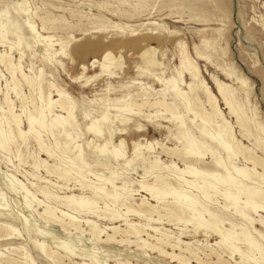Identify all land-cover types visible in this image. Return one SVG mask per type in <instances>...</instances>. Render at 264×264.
<instances>
[{"label":"rangeland","instance_id":"1","mask_svg":"<svg viewBox=\"0 0 264 264\" xmlns=\"http://www.w3.org/2000/svg\"><path fill=\"white\" fill-rule=\"evenodd\" d=\"M26 10L29 11L23 13ZM0 17L3 22L0 21V27L4 25V29L0 28L2 30L0 31V54L5 53L10 56L11 61L13 60L12 63L16 71L14 75L17 81L16 87H13L9 71L0 62L2 64L0 65V114H3L0 115V127L6 136H8V127L16 128L14 122L10 121L11 113H13L18 115L21 121V130L26 131L23 135V137L25 136L24 139L22 137L7 140L6 143L9 142L7 143L9 146L0 148V223H9V226L14 227H11L12 230L8 229V231L0 228V232H3L0 233V235L2 234L0 236V264H4L2 260L8 256L22 261L24 254H28V259L30 258L32 261L31 264H76L83 261L85 263L90 261L93 263L94 261L93 264H117L120 261H128L130 264H181L159 255L156 249L144 247L142 242H133L132 239H130L132 242L126 241L121 244L118 242L105 243L102 240H97L89 230L90 225L84 223L85 220H90L94 225L96 224V227L98 226L97 230L101 231L100 239H103L105 233H110V223L114 222V224L123 227L125 218L128 222H135L141 226L145 224V228H148V225L157 227L163 233H170L169 235L174 238L180 237L183 242H191V248L194 251L196 250L195 252L204 261V264H237L240 261L237 253L230 255L223 252L215 244L216 241L220 240L218 234L210 230L205 231L204 228H199L194 233L193 226L189 223L185 224L183 221L174 219L166 221L163 210L158 207L162 205L161 200L151 199L149 194L146 195L145 191L139 189V184L142 181L148 185L152 184L154 182L153 176L156 173L170 174L168 181L174 186L175 182L172 177L176 173H173V168L172 170H166L163 166L174 162L177 168H183L184 163L176 155H168L162 150V146L180 147L173 137L175 133V125L173 124H176L177 120L171 119L170 113L160 109V107H150L146 104L136 106V104L138 105L146 100L152 101L162 98L166 102H171L174 95L170 89V84L166 83V80L173 78L178 82L177 85L181 91L191 99V104L193 102L192 95L196 93L201 106L205 110H209L202 86L198 80L197 82L196 80L191 81V77L189 78V74L180 64V45H183L187 56L195 62L200 80L216 98L217 106L222 113V117L230 124L235 140L251 148L250 142L241 135L234 115L228 111L218 95L216 84L212 78L222 82L235 92L236 100L242 104L244 113L250 119H253L251 123L253 121L254 123L264 121V0H0ZM9 22L11 23L9 24ZM31 24L34 25L31 26ZM29 30L33 31L30 32ZM33 33H36L38 40ZM1 35H4L5 38ZM148 47L155 48L156 52L158 51L156 58L159 59H156L155 64H146L141 55L142 51H145ZM107 51L118 61H114L116 64L113 61H111L113 64L107 61L106 66L108 65V67L104 68L101 61ZM196 52H199L201 56L197 55ZM234 73L246 78L248 81H246V86L234 80V77L231 76V74L234 76ZM22 75H25V77ZM26 79L32 81V85H29ZM8 81L11 82L8 83ZM190 82L195 84L193 90H190L187 86ZM59 92H62L70 100V104L72 103V111H74L72 112V122H75L72 124L66 123L67 125L64 123L62 125L64 126L63 129L61 125H56L55 130L52 127L51 131L47 127L49 124L44 125L45 128H43L44 126L39 128L35 125L33 127L35 131L29 129L25 114L34 107L43 110L45 108V112L42 111L44 124L50 123V119H53L52 121L56 123L66 116L64 112H60L61 110L57 104H53L54 107L50 104L52 109L50 107L49 109L46 108L50 98V102L59 98ZM46 95L50 96L47 97ZM39 96L43 100H40ZM5 98L8 100L9 106H12H10L11 112L6 109ZM184 102L180 98L175 100V111L184 115V118L182 117L184 124L190 128L189 131L198 136L199 133L194 130L193 123H200V119L199 117H195V119L193 112L186 111L187 108H185L186 104ZM53 113L55 114L54 117ZM55 116H59V118ZM101 116L105 118H101ZM191 119H194L193 123L189 121ZM7 120L10 121L11 125H7ZM171 120H173V123ZM91 123L94 128L95 126L98 127L99 134H96L93 129L89 131L88 127ZM2 124L4 125L2 126ZM73 124H77V127H74ZM205 124L211 130V126ZM73 128L78 130H75L77 133ZM61 130H64L63 133ZM65 134L68 135L67 139ZM77 137L79 139H74ZM141 138L144 141L140 140ZM120 140L123 143H120ZM205 140L219 151V157L224 160L226 154L216 142L213 140L210 142L207 138ZM133 142H141L137 151L140 155H136L134 152ZM39 143L44 144L46 146L43 145L44 148L51 150V157L43 152L44 150L39 147ZM6 147L9 148L5 150ZM98 149H101V152ZM109 150L111 151L108 152ZM112 150L116 154L121 153V157L117 154L113 158ZM254 152L262 157L259 150L255 149ZM78 153L86 164L83 161L81 162V159H76L78 165L82 166L83 176L85 174L80 180L82 183L84 181L86 186L89 185L90 190L87 187L80 189V182H77L78 179L74 178V173L71 174L67 182L52 174H46L47 172L41 162L45 160L50 168L62 169L68 167L71 164L70 160L74 161L72 158H75ZM99 153L101 154L99 155ZM205 154L200 163L192 164L195 169L202 171L203 176L201 174H199V177L198 175L196 177L186 176L187 179H196L198 185H207V182L211 180L209 174L218 170L217 168L212 169L208 165L211 162V155L209 152ZM156 157V161L160 165L158 164L159 166L152 169L150 166ZM76 160L74 161L75 164H71L73 172H76ZM235 164L240 166L242 160H235ZM161 167L162 169L158 170ZM256 171L261 170L257 167ZM107 177H111L116 186L121 185L122 182L125 183L126 190L125 192H119L121 194H126L127 191V193H133L132 195L135 198L149 197L148 202L158 205L160 214L152 213L150 221L147 220V217L139 218L132 215L133 213H125L126 205H120V201L112 202L105 196L102 197L103 200L101 198V200L98 199L94 203L96 204L95 207L92 204L89 208L90 210L98 209L97 212L99 213H92L87 208H80L82 213L77 205V207L64 205V200H62L64 195L71 193L91 195L92 186L105 185V188L111 191L113 187L105 179ZM201 177L206 179L203 178L202 180ZM44 179L46 182L41 181H44ZM205 180L207 182L204 183ZM50 182L51 185L48 184ZM53 184H55L54 187ZM218 185L220 188L218 186V189L215 185L216 189L224 190L222 188L224 185ZM128 188L130 192H128ZM41 190L50 191V196L44 197L45 195L43 196ZM138 190L139 192H137ZM193 192L197 193V191ZM24 194L27 199L23 196ZM169 195L165 196L164 200L171 201L172 195ZM217 196H214L216 199L212 197V200L209 201L211 207L210 203L207 202L209 209L216 213L220 219H223V228H230V221H232L235 225L233 230L238 233L243 224L246 226L249 224L248 221L236 214L233 208L230 207L229 210L222 208L223 197ZM240 199L243 201L244 197L241 196ZM27 200L32 202H27ZM48 205L55 208V210L57 209L55 214L58 216H60V211L75 216L77 220L79 219L81 229L62 231L56 224L54 226V224H47L44 220L42 221L38 212H41L40 209ZM132 207L135 208L136 204H133ZM115 212L117 213L115 214ZM119 213L124 217L123 219ZM108 214L119 215V219L117 217L115 220H109ZM249 215L255 221L247 227L253 237L261 242L263 248L264 238H262L263 240L259 238L256 232L259 231L264 234V225L257 223L256 219L259 218V215L264 217V213L261 211L257 213L250 212ZM103 217L106 219H103ZM114 237L118 239L119 234H114ZM142 238L150 244L155 243L151 237L143 235ZM232 241L234 246L239 247L241 251H247L245 252L247 256L258 258V253L252 249L253 252L250 249L248 250L244 242L235 239H232ZM41 242L49 250L51 249L50 251L54 252L55 255H58L55 257H60L59 262L40 253L41 250L38 245ZM62 245H69V248L72 249L71 252L66 253L61 247ZM209 246L214 249L212 253H210ZM164 249L170 251L169 247H164ZM216 254L220 255L218 260ZM111 255L112 257H110ZM261 263L264 264V261H261ZM190 264H196V262L190 260ZM243 264L251 263L245 261Z\"/></svg>","mask_w":264,"mask_h":264},{"label":"bare ground","instance_id":"2","mask_svg":"<svg viewBox=\"0 0 264 264\" xmlns=\"http://www.w3.org/2000/svg\"><path fill=\"white\" fill-rule=\"evenodd\" d=\"M25 3V2H24ZM26 4V3H25ZM17 6V5H16ZM21 6V5H20ZM24 6V5H22ZM28 6V5H27ZM18 8V7H17ZM21 8V7H20ZM21 10V9H20ZM29 11V10H28ZM27 10L23 13L28 12ZM22 14V13H21ZM29 14V13H28ZM28 14H25L26 16ZM23 15V14H22ZM4 16V15H2ZM24 16V15H23ZM30 16V14H29ZM25 17V16H24ZM1 18V17H0ZM29 18V17H28ZM1 21V20H0ZM2 22V21H1ZM7 22V20H6ZM29 22V21H28ZM27 22V24H28ZM3 23V22H2ZM11 22H9L10 24ZM15 23V22H14ZM16 24V23H15ZM34 24H31V26H33ZM6 26V24H5ZM17 26V25H16ZM31 26L29 27L31 29ZM2 29H4V25L1 26ZM0 27V28H1ZM11 27V26H10ZM20 27V26H19ZM7 28V27H6ZM2 31V30H0ZM30 32L33 30H29ZM35 31V30H34ZM4 32V30H3ZM8 32V30H7ZM17 32V31H16ZM34 34V33H33ZM36 34V33H35ZM34 34V35H35ZM4 37V35H1ZM37 36V35H35ZM41 38V37H40ZM38 36H37V40H38ZM42 39V38H41ZM45 39V38H44ZM36 40V41H37ZM175 40V39H174ZM46 41V39H45ZM139 41V40H138ZM3 42V41H2ZM10 42V41H9ZM14 42V41H13ZM12 43V42H11ZM10 43V44H11ZM16 44V43H15ZM135 44V43H133ZM143 44V43H142ZM14 45V43H13ZM50 45V44H49ZM93 45V43H92ZM132 45V44H131ZM130 45V46H131ZM21 46V45H20ZM44 46V45H43ZM127 46V45H126ZM135 46V45H134ZM8 47H10L8 45ZM16 47V46H15ZM48 47V46H47ZM12 48V46H11ZM179 48V46H178ZM196 48V47H195ZM180 64L182 65L183 69L189 74V78L191 77V81L198 80V82L200 83V85L202 86V90L203 93L205 94L206 97V102L209 106V110H205L202 106H201V102L199 100V97L196 93H193L192 95V99L193 102L191 104V99L189 97H187V95L181 91L180 87H178L176 80L173 78H170L168 80H166V83L170 84L171 86V90L173 92L174 98L172 99L171 102H166V100L164 98L162 99H154L152 101L150 100H146V101H142V103L140 104H136V106H142V105H148V106H155L156 107H160V109H163L164 111H166L167 113H170V118L173 120H177L176 124L174 123L173 125H175V133L173 134L174 140H176L179 144L180 147L175 146V147H164L162 146V150L164 151V153L166 154H170V155H176L177 158L180 159L181 162H183L184 167L183 168H177L174 162H171V164L165 165L163 166L164 169L168 170H174L173 173H176V175H174V177H172L173 181L175 182V185L173 186L171 184L170 181H168V177H170V174H161V173H156L153 177L154 182L150 185H148L146 182L144 183L143 181L139 184V189L142 191L146 192V195L149 194L151 199H154L156 201L161 200V206H158L160 209L163 210L164 214L163 216L166 217V221H171L172 219L176 220V221H183L185 224L189 223L193 226V232L195 233L197 229L199 228H204L205 231H211L213 233H216L220 236V240L216 241L215 244L218 245L219 249H221L223 252H227L230 255L237 253L239 255V260L237 262V264H243L245 261H250L251 264H259L261 263V261H264V250L262 248L261 242L256 240L252 233L250 232L249 228L247 227L249 224L252 225V223L255 221L254 218L250 217L249 213H257L258 211H261L262 213H264V121L263 122H255L253 121V123H251L250 117H248L243 110V106L241 103H239L235 97V92L233 90H230L228 88V86H226L225 84H223L222 82H219L218 80H216L215 78L213 81L216 84V89L218 92V95L220 96L221 100L223 101L225 107L228 109V111L234 115L235 120L237 125L239 126L241 135L243 136V138H246V140L248 142H250L251 144V148H249L246 145H243L242 143H240L239 141L237 142L234 138V135L232 133L230 124L222 117V113L220 111V109L217 106V100L214 97V95L210 92V90L208 89L207 86H205L203 84V82L200 80L199 78V73H198V69L196 67V65L194 64L195 62H193L192 60H190V58L187 56V54L185 53V50L183 48V45H180ZM10 51V49H9ZM198 51V50H197ZM3 53V52H2ZM22 53V52H21ZM141 53V52H140ZM156 53H158V51L156 52L155 48L152 47H148L145 51L143 50L141 55L144 58V61L146 64H155L156 59H159L158 57L156 58ZM197 55L201 54L199 52H196ZM195 53V55H196ZM140 55V56H141ZM196 55V56H197ZM23 56V54H22ZM199 57V56H198ZM204 58V57H202ZM94 60V59H93ZM161 60V59H160ZM13 61V60H12ZM11 58L9 55L3 53L0 54V62L4 65V68L7 69V71H9L10 75H11V79H12V83H13V87H16L17 85V81H16V77L14 75L15 71V66L12 63ZM21 61V60H20ZM107 61L111 63V61H118V59H115L112 57L111 53L109 51L105 52L103 57H102V61H101V65L104 68H107L108 65L106 66ZM159 61V60H157ZM95 62V61H94ZM93 62V63H94ZM90 63V62H89ZM111 63V64H113ZM0 64V65H2ZM116 64V63H114ZM158 65V64H157ZM101 66V67H102ZM106 66V67H105ZM151 66V65H150ZM152 67V66H151ZM180 67V66H179ZM20 68V67H19ZM160 68V67H159ZM84 69V68H83ZM41 71V70H39ZM149 71V70H148ZM181 71V70H180ZM225 72V71H224ZM41 74V72H39ZM38 73V74H39ZM186 73V74H187ZM226 73V72H225ZM180 74V73H179ZM227 74V73H226ZM225 74V75H226ZM181 75V74H180ZM23 76V75H22ZM182 76V75H181ZM213 76V75H212ZM227 76V75H226ZM232 77H234V80H237L241 85L246 86V83L248 82L246 80V78L244 76H240V75H235L234 76L231 74ZM25 77V75L23 76ZM39 77V76H38ZM229 77V74H228ZM231 77V78H232ZM21 78V77H20ZM29 78V77H28ZM33 78V77H32ZM162 79V78H161ZM179 79L181 80V78L179 77ZM27 80V79H26ZM33 80V79H32ZM164 80V79H163ZM39 81V80H38ZM247 81V82H246ZM11 82V81H10ZM8 81V83H10ZM182 82V81H181ZM5 83V82H4ZM27 83L29 85H32V81L27 80ZM34 83V80H33ZM164 83V82H163ZM183 83V82H182ZM7 84V82H6ZM35 84V83H34ZM38 84V83H37ZM181 84V83H179ZM214 84V85H215ZM12 85V84H11ZM40 85V84H39ZM164 85V84H163ZM34 86V85H33ZM168 86V85H167ZM188 88L190 90H193V87H195L194 82H190L188 83ZM186 86V87H187ZM8 87V86H7ZM36 87V85H35ZM165 87V86H164ZM240 87V86H239ZM30 88H32L30 86ZM37 88V87H36ZM187 88V89H188ZM244 88V87H242ZM252 88V87H251ZM10 89V88H9ZM13 89V88H12ZM15 89V88H14ZM199 89V88H198ZM233 89V88H232ZM245 89V88H244ZM5 90V89H4ZM162 90V89H161ZM197 90V89H196ZM15 91V90H14ZM18 91V90H16ZM60 91V90H59ZM198 91V90H197ZM19 92V91H18ZM200 92V90H199ZM16 93V92H15ZM187 93V91H186ZM5 94V93H4ZM18 94V93H17ZM16 94V95H17ZM192 94V93H191ZM20 95V94H19ZM58 95V94H57ZM47 97H49L48 95H46ZM20 97V96H18ZM46 97V98H47ZM69 97V96H68ZM39 98H41L39 96ZM170 98V96H169ZM182 99L183 102L186 104L185 108L186 111H191L194 113V118L195 117H199L200 119V123H195L194 119H191L189 121H191L194 124V130H197V133H199L198 136H196L193 132L189 131V127H187L183 120L182 117L184 116L183 114L177 113L175 111V100L177 99ZM8 99V98H7ZM51 99V98H50ZM50 99L48 101V104L46 102V108L49 109L50 104H52L51 106H53V104H57L58 108L61 110L60 112H64L66 116L62 117L61 121H57L56 123L54 121H52L53 119H50L48 116V119H50L49 121H51L50 123H46L44 124V119H43V115H42V111L44 110L41 108H36L34 107L32 110H30L29 112H26V124L29 126V129H34L33 127L36 125L39 128L43 127L44 125L49 124V126L47 125V127H49L50 131L53 130L54 127L56 125H63L64 123L66 124H72L75 121L72 122V109L73 106L70 104V100H68V98L62 93L59 92V98L50 102ZM40 100H43L42 98ZM239 100V99H238ZM6 109L8 112H11V108L9 106V102L8 100H6ZM240 101V100H239ZM245 102V101H244ZM40 103V102H39ZM183 103V104H184ZM5 104V103H4ZM11 104V103H10ZM182 104V103H181ZM37 105V104H36ZM42 105V104H41ZM75 106V105H74ZM132 106V105H131ZM134 106V105H133ZM12 107V106H11ZM54 107V106H53ZM205 107V106H204ZM43 108V107H42ZM52 109V107H50ZM55 109V108H54ZM29 110V109H28ZM6 111V112H7ZM27 111V110H26ZM51 111V110H50ZM127 111V110H126ZM129 111V110H128ZM159 111V110H158ZM188 111V112H189ZM4 112V111H3ZM2 112V113H3ZM45 112V111H44ZM47 112V111H46ZM1 113V112H0ZM24 113V112H23ZM160 113V112H158ZM186 113V112H185ZM192 113V114H193ZM48 114V113H47ZM3 115V114H0ZM9 115V114H8ZM54 113H53V117H54ZM57 115V114H56ZM75 115V114H74ZM73 115V116H74ZM116 115V114H115ZM152 116V114H150ZM150 115H148L150 117ZM155 115V114H154ZM187 115V114H186ZM45 116V113H44ZM10 117V116H9ZM51 117V115H50ZM52 117V118H53ZM56 117V116H55ZM61 117V116H60ZM87 117V116H86ZM153 117V116H152ZM254 117V116H253ZM45 118V117H44ZM56 118H59L56 117ZM101 118H105L104 116H101ZM184 118V117H183ZM8 119V117H7ZM46 119V118H45ZM55 119V118H54ZM121 119V118H120ZM126 119V118H124ZM169 119V118H168ZM196 119V118H195ZM3 120V119H1ZM102 120V119H101ZM100 120V121H101ZM108 120V118H107ZM110 120V119H109ZM128 120V119H126ZM125 120V121H126ZM171 120V122L173 121ZM255 120V119H254ZM5 121V120H3ZM11 122H14V126L16 127L15 129H13L12 127H8V136H6V134L4 135L1 127H0V148H5V146H9V142L6 143L7 140H14L16 138H22L24 133L26 131H22L20 128V120L18 118V115L11 113ZM10 121L7 120V125L10 124ZM48 121V120H47ZM2 122V121H1ZM92 122V121H91ZM96 122V121H95ZM127 122V121H126ZM6 123V122H5ZM93 123V122H92ZM90 124V126L88 127L89 131L93 129V131L96 134H99L100 131L98 130V127L95 128L93 127V124ZM119 123V122H118ZM173 123V122H172ZM209 124L211 126V130H209L206 127V124ZM66 124V125H67ZM192 124V125H193ZM4 124H2L3 126ZM11 125V124H10ZM74 127H77L75 124H73ZM191 126V125H190ZM27 127V126H26ZM57 127V126H56ZM60 127V126H58ZM101 127V126H100ZM3 128V127H2ZM45 128V126L43 127ZM62 129L64 128V126L61 127ZM87 128V127H86ZM102 128V127H101ZM7 129V128H5ZM28 129V128H27ZM28 129V131H29ZM48 129V128H46ZM43 129V130H46ZM48 129V130H49ZM70 129V128H69ZM74 129V128H73ZM87 129V130H88ZM65 130V129H64ZM63 130V131H64ZM72 130V129H71ZM77 130L76 128L74 129V131ZM120 130V129H119ZM35 131V129H34ZM41 131V130H40ZM62 131V130H61ZM62 131V133H63ZM73 131V133H74ZM78 131V130H77ZM77 131H75L77 133ZM80 131V129H79ZM122 131V130H121ZM48 132V131H47ZM93 132V133H94ZM172 132V131H171ZM6 133V132H5ZM28 133V132H27ZM26 133V134H27ZM31 133V132H30ZM41 133V132H40ZM50 133V132H49ZM70 133V132H69ZM72 133V134H73ZM94 133V134H95ZM173 133V132H172ZM43 134V133H42ZM46 134V133H45ZM57 134V133H56ZM81 134V133H80ZM65 138L68 136L67 134H65ZM27 136V135H26ZM36 136V135H35ZM40 136V135H39ZM53 136V135H51ZM60 136V135H59ZM79 137V136H78ZM74 138V139H79V138ZM25 138V136L23 137V139ZM55 139V137H53ZM205 138H207L210 142L211 140L215 141L216 144L225 152L226 156L225 159L222 160L221 157H219V151H217V149L213 148L211 143H208ZM67 139V138H66ZM71 139V138H69ZM68 139V140H69ZM19 140V139H18ZM140 140H143V138H141ZM123 141V139H122ZM120 140V143H123ZM212 141V142H213ZM56 142V141H55ZM12 143V142H11ZM25 143V142H24ZM71 143V142H68ZM157 143V142H156ZM15 144V143H14ZM108 144V143H107ZM143 144V143H142ZM149 144V143H148ZM177 144V143H176ZM39 147L41 149H43L42 151L46 153V155H48L49 157H51V150H48L44 144L39 143L38 144ZM44 145V147H43ZM78 145V144H77ZM124 145V144H123ZM122 145V146H123ZM141 145V142L132 143V147L134 152L136 153V155H140L139 153H137V151L139 150V147ZM66 146V145H64ZM103 146V145H102ZM119 146V145H118ZM121 146V147H122ZM63 147V146H62ZM68 147V146H67ZM101 147V146H100ZM105 147V146H104ZM146 147V146H145ZM6 147L5 150H7ZM50 148V147H48ZM66 149V147H64ZM77 148V146H76ZM95 148H97L95 146ZM149 148V147H148ZM73 149V148H72ZM75 149V148H74ZM78 149V148H77ZM107 149V148H105ZM118 149V147H117ZM141 149V148H140ZM253 149V150H252ZM257 149L262 153V157L256 155V153L254 152V150ZM99 150V149H98ZM108 150V149H107ZM121 150V149H120ZM119 150V151H120ZM65 151V150H64ZM63 151V152H64ZM72 151V150H71ZM75 151V150H74ZM80 153V149L78 150ZM101 152V149L99 150ZM111 150H109L108 152H110ZM117 151V150H116ZM61 152V151H60ZM67 152V151H66ZM103 152V151H102ZM118 152V151H117ZM122 152V151H121ZM161 152V151H160ZM209 152L210 153V157H211V162L208 164L209 166L213 168H217L218 170L213 171L211 174V180H209L207 182V180L204 181L207 182V185L204 184H199L197 183L196 179H187L186 176L190 175L193 177H196L198 175V177L200 176L199 174H202V171H198L197 169H195L193 167V163L196 162H201L202 161V157L204 155H206L205 153ZM73 153V151H72ZM72 153L70 152V154L72 155ZM77 153V152H76ZM77 154L74 159V161L76 159H81L80 158V154ZM107 154V152H105ZM101 153H99L100 155ZM109 154V153H108ZM112 154H113V158H115L117 156V154H121V153H115L112 150ZM123 154V153H122ZM222 154V153H221ZM55 155V154H54ZM118 155V156H119ZM124 155V154H123ZM133 155V154H132ZM61 156V155H60ZM64 156V155H62ZM135 156V155H134ZM18 157V156H17ZM121 157V155H120ZM124 157V156H122ZM138 157V156H137ZM143 157V156H142ZM53 158V157H52ZM119 158V157H117ZM136 158V157H135ZM60 159V158H59ZM67 159V158H65ZM131 159V158H130ZM157 157L155 158V161L152 162V165L150 166L152 169L155 168L156 166H159V162L156 161ZM242 160V164L240 166L235 164V160ZM21 160V159H20ZM37 160V159H36ZM137 160V159H136ZM144 160V159H143ZM204 160V159H203ZM38 161V160H37ZM40 161V160H39ZM67 161V160H66ZM74 161L70 160L71 164H75ZM78 160H76L77 162ZM81 162L84 160H80ZM131 161H133V159H131ZM130 161V162H131ZM42 165L44 166L45 171L47 172L46 174H52L54 176H56L58 179H61L63 181H68L71 177V174L74 173V178L78 179L77 182H80V189L87 187L88 190H90L88 186H86L81 182V178L85 176H83V170L82 166L77 164L76 167V172H73L71 169V164H69V166L65 167V168H50L49 166H47L46 161H41ZM69 162V161H68ZM129 162V164H131ZM148 162V161H147ZM61 163V162H60ZM65 163V162H64ZM128 163V162H127ZM162 163V162H161ZM40 164V163H38ZM62 164V163H61ZM60 164V165H61ZM80 164V162H79ZM85 164V162H84ZM101 164V163H100ZM159 164V165H158ZM164 164V163H162ZM207 164V163H206ZM36 165V164H35ZM41 165V164H40ZM64 165V164H63ZM82 165V163H81ZM86 165V164H85ZM89 165V164H88ZM124 165V164H122ZM250 165V167H249ZM38 166V165H37ZM74 166V165H73ZM125 166V165H124ZM61 167V166H60ZM88 167V166H87ZM149 167V168H150ZM259 167L261 171H256V168ZM86 168V167H85ZM197 168V167H196ZM34 169V168H33ZM88 169V168H86ZM161 168H158V170H161ZM85 170V169H84ZM157 170V169H156ZM157 170V171H158ZM153 171V170H151ZM155 171V170H154ZM156 172V171H155ZM170 172V171H169ZM88 173V172H87ZM148 173V172H147ZM172 173V174H173ZM3 174V173H2ZM116 175V174H114ZM205 175V174H204ZM35 176V175H34ZM97 176V175H96ZM173 176V175H171ZM39 177V176H38ZM37 177V178H38ZM87 177V176H86ZM115 177V176H114ZM129 177V176H128ZM146 177V176H145ZM188 177V176H187ZM192 177V178H193ZM206 177V176H205ZM203 177V178H205ZM36 178V179H37ZM118 178V177H117ZM202 178V177H201ZM202 178V180H203ZM208 178V179H209ZM39 179V178H38ZM72 179V178H71ZM102 179V178H101ZM107 180L108 183L111 184V187H113V189L107 190L105 188V185H97V186H92V191L91 195H76V194H69V195H64L62 198V200H64V205L68 206V207H79L80 208H87V210L89 208H91V205L94 204L98 199L101 200V198L103 196H105L106 198H109L112 202H116V201H120V205L125 206L126 205V210L125 213H133L132 215H136L137 217H147L150 221V219H152L151 215L152 213H157L158 215L160 214L158 211V207L154 204H151L150 202H148V198H146L145 196H141V197H133V193H127L126 194H121L119 192H125L126 188H125V183H121V185H114V180L111 177H107L105 178ZM206 179V178H205ZM99 180V179H98ZM104 180V179H103ZM198 180V178H197ZM40 181V180H39ZM42 182H46L45 179L44 181L41 180ZM86 181V179H85ZM114 181V182H113ZM201 181V179H200ZM128 182V181H127ZM199 182V181H198ZM200 183V182H199ZM202 183V182H201ZM51 185V182L48 183ZM90 184V183H89ZM104 184V183H103ZM106 184V182H105ZM130 184V183H129ZM218 184H222L224 185V190L220 189V186ZM12 185V184H11ZM55 184H53L54 187ZM109 185V184H108ZM128 186V183L126 184ZM215 185H217V188L219 186L218 189H216ZM91 186V185H90ZM110 186V185H109ZM41 187V186H40ZM43 187V186H42ZM12 188V187H11ZM49 188V187H48ZM70 188V187H69ZM189 188V189H188ZM45 189V187H44ZM47 189V188H46ZM86 189V188H85ZM137 189V188H136ZM135 189V190H136ZM119 190V191H117ZM128 192L129 188L127 189ZM48 191V190H47ZM46 190H41L42 194L44 197L46 196H50V191L47 192ZM134 191V190H133ZM193 191H197V193H194ZM30 192V191H29ZM40 192V193H41ZM139 192V190L137 191ZM26 193V192H25ZM21 194V193H20ZM168 194H170L169 196L172 195V199L170 197L171 201L169 200H164L165 196H168ZM199 194V195H198ZM220 195L223 197L224 202L221 204L222 208L224 209H228L231 207L233 208L234 212L236 214H238L242 219L248 221V225H242V227H240V231L238 233L235 232V230H233V228H235V225L232 223V221H230V228H223L222 227V223H223V219H220L218 217V215L216 213H214L213 211H211L208 207V203L209 201L212 200V197ZM27 195V193H26ZM137 195V194H135ZM25 196V194L23 195ZM30 196V195H29ZM56 197H60L58 195H55ZM54 196V197H55ZM122 198H121V197ZM243 196L244 199L243 201H241L240 197ZM1 197V196H0ZM218 197V196H217ZM221 197V199H222ZM25 198L27 199V197L25 196ZM33 198V195H32ZM47 198V197H46ZM52 198V197H50ZM215 198V197H214ZM220 198V197H219ZM58 199V198H57ZM216 199V198H215ZM214 199V200H215ZM3 200V199H2ZM29 200V199H28ZM27 202H32V201H28ZM56 200V199H55ZM103 200V198H102ZM153 200V201H154ZM60 201V199H59ZM107 201V200H106ZM155 201V202H156ZM217 201V200H216ZM3 202V201H2ZM40 202V201H39ZM105 202V199H104ZM109 202V201H108ZM44 203V202H43ZM49 203V202H48ZM157 203V202H156ZM159 203V202H158ZM210 203V202H209ZM2 204V203H1ZM38 204V203H37ZM110 204V203H109ZM112 204V203H111ZM133 204H136V207H132ZM208 204V205H207ZM33 205V204H32ZM31 205V207H32ZM46 205V204H45ZM77 205V206H76ZM106 205V203H105ZM119 205V206H120ZM5 206V204H4ZM108 206V205H107ZM115 206V205H114ZM117 206V205H116ZM220 206V205H219ZM30 207V206H29ZM40 207V206H39ZM95 207V206H94ZM97 207V206H96ZM110 207V206H109ZM210 207H211V203H210ZM215 207H217V205H215ZM107 208V207H106ZM112 208V207H111ZM110 208V209H111ZM221 208V207H220ZM69 209V208H68ZM76 209V208H74ZM105 209V208H104ZM108 209V210H110ZM41 212H38V215L40 216V218L42 219V221L44 220L45 223L47 224H55L57 226H59L60 230L62 231H69L70 229L72 230H77L79 229V219L77 220V218L72 215H70V213H66L63 211H60V216L55 214V208H53L52 206H46L42 209ZM90 210V209H89ZM98 209L94 210H90L92 211V213L97 212ZM107 210V209H106ZM220 210V209H219ZM223 210V209H222ZM30 211V210H29ZM74 211V210H73ZM72 211V212H73ZM81 211V209H80ZM111 211V210H110ZM114 211V210H113ZM221 211V210H220ZM78 212V211H77ZM82 212V211H81ZM103 212V211H102ZM109 212V211H108ZM83 213V212H82ZM87 213V212H85ZM99 213V212H97ZM101 213V212H100ZM117 212H115L116 214ZM31 214V213H30ZM107 214V213H106ZM106 214H104L106 216ZM233 214V212H232ZM231 214V215H232ZM1 215V214H0ZM18 215V214H17ZM119 215L121 216V214L119 213ZM119 215H114V214H108L107 217H109V220H115ZM123 215V212H122ZM3 216V215H2ZM125 216V215H124ZM161 216V215H160ZM78 217V216H77ZM122 219L124 218L123 216H121ZM21 218V217H20ZM159 218V217H158ZM101 219V217H100ZM103 219H106L103 217ZM119 219V217L117 218ZM145 219V218H144ZM15 220V219H14ZM81 220V219H80ZM108 220V219H107ZM127 219L125 218V222L123 224V227H121L120 225H116L114 224V222L110 223L111 225L109 226V230L110 233H105L103 239H100V232L98 231L96 227V224L94 225L93 222H91L90 220H85L84 223L90 225V231L91 234L94 235L97 240H102L103 242H118V243H123L126 241H130V239H132L133 242H142L143 246L145 247H151L152 249H156L157 252L159 253V255H162L164 257L169 258L170 260H175L181 264H190V260H194L196 262V264H204V261L198 257L197 253L191 248V242L189 241H182L180 240V237H172L167 233H163L162 231H160L157 227H153L148 225V228H145V224L144 226H141L139 224H136L135 222H128L126 221ZM146 220V221H147ZM243 220V222H244ZM13 221V220H12ZM158 221V220H156ZM226 221V220H225ZM17 222V221H16ZM29 222V221H28ZM40 222V221H39ZM256 222L259 223L260 225H264V217H262L261 215H259V218L256 219ZM22 223V222H21ZM9 223H0V228L2 229H6L8 231L12 230L11 227L8 225ZM30 224V223H29ZM85 224V225H86ZM113 224V225H112ZM150 224V223H149ZM183 224V225H185ZM31 225V224H30ZM240 225V224H239ZM46 226V225H45ZM52 227V226H51ZM14 228V227H12ZM36 229V228H35ZM50 229V228H49ZM81 229V228H80ZM103 229V228H102ZM27 230V229H26ZM149 230V232H148ZM254 230V229H253ZM251 230V231H253ZM15 231V230H14ZM40 231V230H39ZM106 231V230H105ZM257 231V230H256ZM255 231V232H256ZM2 232V231H1ZM0 232V233H1ZM6 232V231H5ZM4 232V234H5ZM11 232V231H10ZM16 232V231H15ZM80 232V231H79ZM152 232V233H151ZM167 232V231H166ZM3 233V232H2ZM9 233V232H8ZM12 233V232H11ZM3 234V235H4ZM47 234V233H45ZM114 234H119V238L115 239ZM180 234V233H178ZM183 234V233H181ZM257 236L259 238H264V234H262V232L260 233L259 231L256 232ZM2 235V234H1ZM0 235V236H1ZM6 235V234H5ZM9 235V234H8ZM14 235V234H13ZM16 235V234H15ZM52 235V234H51ZM102 235V234H101ZM145 235L147 237H151V239H154L155 243L154 244H150L149 242L146 241V239H143L142 236ZM172 235V234H171ZM85 236V235H84ZM118 236V235H117ZM178 236V235H177ZM12 237V235H11ZM75 237V236H74ZM9 238V237H7ZM13 238V237H12ZM43 238V237H42ZM47 239V238H46ZM50 239V237H49ZM232 239L244 242V244H246V246L248 247V250L250 249V251L255 250L258 253V258H251L249 256H247L245 254V251H241L239 249V247L234 246ZM7 240V239H6ZM57 240V238H56ZM76 240V239H75ZM263 240V239H262ZM60 241V240H59ZM69 241V240H68ZM77 241V240H76ZM130 241V242H132ZM64 242V241H63ZM93 243V242H92ZM239 243V242H238ZM35 244H37V242H35ZM61 244V243H60ZM66 245V242L64 243ZM69 244V243H68ZM198 244V243H197ZM62 245L61 247L65 250V252H71L72 249L69 248L68 246ZM201 245V244H199ZM204 245V244H203ZM202 245V246H203ZM210 245V244H209ZM34 246V245H33ZM36 246V245H35ZM34 246V247H35ZM41 250L40 253H43V255L50 257L51 259H54L56 262L59 260L60 257H55L58 255H55L54 252L50 251L49 248H47L45 246V244L43 242L39 243L38 245ZM112 246V245H111ZM201 246V247H202ZM205 246V245H204ZM9 247V246H8ZM13 247V246H12ZM164 247H169L170 251H167L164 249ZM199 247V246H198ZM207 247V246H206ZM217 247V248H218ZM14 248H16L14 246ZM204 248V247H203ZM18 249V248H17ZM36 249V248H35ZM58 249V248H57ZM210 253H212L214 251L213 248H210ZM252 249V250H251ZM14 250V249H13ZM20 250V249H19ZM39 250V249H38ZM21 251V250H20ZM97 251V250H96ZM207 251V249H206ZM209 251V250H208ZM17 252V251H16ZM37 252V251H36ZM63 252V251H62ZM64 252V253H65ZM73 253H75L74 251H72ZM102 252V251H101ZM199 252V251H198ZM221 252V251H220ZM253 252V251H252ZM1 253V252H0ZM12 253V252H11ZM18 253H20L18 251ZM17 253V254H18ZM72 253V254H73ZM71 254V255H72ZM77 254V253H76ZM80 254V253H79ZM104 254V253H103ZM205 255H208L206 253H204ZM28 255V254H27ZM26 254H24V258L23 260L19 261L17 259H14L13 257H5L2 261L4 262V264H31V259H28V256ZM78 255V254H77ZM95 255V254H93ZM92 255V256H93ZM217 255V260L218 258H220L219 254ZM222 255V253H221ZM60 256V255H59ZM62 256V255H61ZM66 256V255H65ZM70 256V255H69ZM81 256V255H80ZM106 256V255H105ZM19 257V256H18ZM112 257V255L110 256ZM117 257V256H115ZM255 257V256H254ZM257 257V256H256ZM68 258V257H67ZM85 258V257H84ZM89 258V257H87ZM92 258V257H91ZM21 259V257H20ZM93 259V258H92ZM1 261V262H2ZM48 262V261H47ZM59 262V261H58ZM94 263V261H93ZM92 261H90L89 263H85L83 262H78L76 264H93ZM96 263V262H95ZM101 263V262H100ZM75 264V263H74ZM99 264V263H98ZM117 264H130L128 263V261L126 262H118ZM262 264V263H261Z\"/></svg>","mask_w":264,"mask_h":264}]
</instances>
